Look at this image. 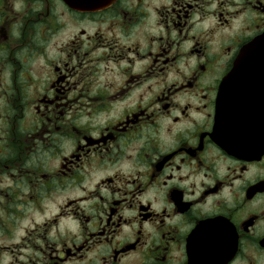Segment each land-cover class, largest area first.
I'll list each match as a JSON object with an SVG mask.
<instances>
[{
  "label": "flooded vegetation",
  "instance_id": "flooded-vegetation-1",
  "mask_svg": "<svg viewBox=\"0 0 264 264\" xmlns=\"http://www.w3.org/2000/svg\"><path fill=\"white\" fill-rule=\"evenodd\" d=\"M263 34L264 0H0V264H264V73L236 152L216 113Z\"/></svg>",
  "mask_w": 264,
  "mask_h": 264
},
{
  "label": "water",
  "instance_id": "water-1",
  "mask_svg": "<svg viewBox=\"0 0 264 264\" xmlns=\"http://www.w3.org/2000/svg\"><path fill=\"white\" fill-rule=\"evenodd\" d=\"M257 73H264V34L243 47L219 88L216 103L218 134L221 135L222 131L227 132L226 136L230 141L222 140V145L230 147L232 152L238 150L237 145L247 144V142L241 140V138H246L247 134L239 132L247 127L248 118L252 119L253 125L257 116L262 121L261 110L251 111L250 116L246 119L238 117L239 110L236 107L235 100L241 96L237 90V83L244 79V74ZM225 84L227 85L226 97L223 95L224 91H222ZM253 94L252 92L248 95ZM225 98L230 99L226 107H224Z\"/></svg>",
  "mask_w": 264,
  "mask_h": 264
}]
</instances>
